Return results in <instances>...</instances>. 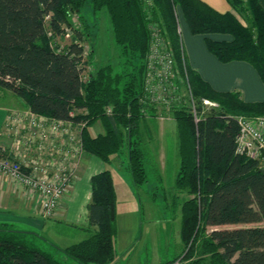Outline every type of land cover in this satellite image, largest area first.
<instances>
[{
	"label": "trees",
	"instance_id": "16d2710c",
	"mask_svg": "<svg viewBox=\"0 0 264 264\" xmlns=\"http://www.w3.org/2000/svg\"><path fill=\"white\" fill-rule=\"evenodd\" d=\"M0 0V87L20 98L29 110L55 121L85 123L87 154L110 165L127 156L134 184H149L141 103L145 95L147 57L156 27L174 51L180 78L201 103L220 104L196 123L186 108L174 111L180 169L175 189L192 197L181 206L183 254L160 264H264V167L237 152L236 116H264V102H245L241 93H221L204 81L187 57L180 12L193 36H204L207 50L221 63L247 62L264 84V9L261 0H227L247 22L220 13L202 0ZM96 17L106 10L123 62L102 65L85 82L82 42L94 40L86 8ZM77 17L83 26L73 28ZM72 36L64 51L50 45V34ZM224 34L231 41H215ZM94 50L90 58H93ZM199 111L202 106L199 104ZM111 108V113L108 109ZM101 122L105 133L89 129ZM88 236L67 248L30 228L0 223V264H115L118 258L117 192L106 170L91 179ZM158 188L152 189L157 202ZM163 201L167 203L164 195ZM168 205H163L168 210Z\"/></svg>",
	"mask_w": 264,
	"mask_h": 264
},
{
	"label": "built area",
	"instance_id": "2783aa9c",
	"mask_svg": "<svg viewBox=\"0 0 264 264\" xmlns=\"http://www.w3.org/2000/svg\"><path fill=\"white\" fill-rule=\"evenodd\" d=\"M153 31V44L147 57L145 95L141 99V103L148 104L149 109H143V113L149 116L151 108L156 111L154 115L157 119H164L166 111L173 113L186 108L195 122H200L203 116L219 108V104L202 99L200 112L198 100L194 99L190 89V97L185 100L174 51L160 30L155 27ZM70 36L68 31L67 37ZM108 113H111V108ZM235 118L240 126L237 152L263 163L264 116ZM85 126V123L75 125L55 121L30 110L12 111L7 117L4 130L9 146L0 148V174L9 176L29 192L39 195L42 198V215L46 219L57 215L63 197L78 177L86 154L82 140ZM78 130L77 135L74 131Z\"/></svg>",
	"mask_w": 264,
	"mask_h": 264
},
{
	"label": "crops",
	"instance_id": "0c3cea01",
	"mask_svg": "<svg viewBox=\"0 0 264 264\" xmlns=\"http://www.w3.org/2000/svg\"><path fill=\"white\" fill-rule=\"evenodd\" d=\"M220 13L231 12L238 16L239 14L231 7L227 0H202ZM261 6L264 9V0H261ZM180 12L182 34H184L183 42L185 45L187 57L190 66L197 70L202 79L208 82L211 87L221 93H241L242 99L245 102H264V84L257 70L247 62L234 61L230 63H221L214 55L206 48L204 36H193L189 26ZM243 23V22H242ZM209 37L215 41H231L230 35L212 34ZM10 92V91H9ZM13 96V93L10 92ZM17 100V105H1L0 104V143H8L9 140L5 135V126L9 113L18 109L29 110L26 104L20 99ZM21 106V107H20ZM17 108V109H15ZM97 124V125H96ZM94 129H89L90 134L96 137L104 134L105 130L101 122H97ZM143 139L147 144L151 154L156 157L157 168L160 170V175H166L167 165L169 163L168 151L172 146L177 144L175 151L176 157L179 156V138L177 125L174 120L158 121L156 117H148L143 123ZM175 150V146H173ZM117 156L112 158L113 160ZM81 163L80 173L75 180L73 186L63 197L59 212L52 219H46L42 215V198L39 195L29 192L20 183L12 180L9 176L0 174V223H12L23 228H30L38 231L46 239L50 235L55 225L53 222H65L67 227L73 232L80 234V241L88 236L89 231H96V227L89 226L88 206L92 200L91 179L106 170H109L113 176L115 189L117 192V211L118 221L121 216L122 203L128 200V208L130 201L135 200L134 187L128 179H122L114 168L104 163L98 157L85 154ZM180 160V157H179ZM120 163H118L119 165ZM120 166V165H119ZM264 167V165H262ZM136 186V185H135ZM137 187V186H136ZM135 208V205H134ZM130 213L128 212V215ZM117 221V223H118ZM71 230V235L72 234ZM78 241V242H80ZM76 242V243H78ZM74 243V244H76ZM71 246V245H69ZM65 246L63 248H67ZM61 247V246H60ZM127 247V246H125Z\"/></svg>",
	"mask_w": 264,
	"mask_h": 264
},
{
	"label": "rangeland",
	"instance_id": "374dc122",
	"mask_svg": "<svg viewBox=\"0 0 264 264\" xmlns=\"http://www.w3.org/2000/svg\"><path fill=\"white\" fill-rule=\"evenodd\" d=\"M146 2V5L152 3L148 0H146ZM85 16L92 27V34H96L95 37H93L94 40L91 39V41L86 40L82 42L85 56L81 68L83 69V81L86 82L90 75L102 65L112 63L118 69V67L122 65L123 59L114 41L111 22L106 10H103L95 17L92 14V9L88 7L85 10ZM238 18L245 25H248V22L241 15H238ZM72 21L74 29H83L81 21L77 17H74ZM182 38H184V34H182ZM49 39L51 47L57 51H64L72 44V36L61 39L50 34ZM93 50L94 56L90 58ZM179 82L185 95V100H188L190 97V88H188L187 84H185L182 79L180 80V78ZM10 95L12 94L8 90L0 87V104L17 105L19 101L11 99H13V96L18 100H20V98L14 94L13 96ZM194 99L196 98L194 97ZM197 103L200 104L198 101ZM219 108H221L220 104ZM219 108L216 109L218 110ZM18 110L22 112L26 111V109L22 107ZM164 115L165 118L158 119V121L164 122L174 120V112L166 111ZM95 126H93L91 130H93ZM77 132H79V130L76 132L74 131L76 134ZM2 146L9 145L8 143L1 142L0 148ZM173 146H175V150ZM173 146L171 144L168 151L169 163L167 165L166 175L162 177L152 157V155L154 157H156V155H154V153L151 154L147 144L144 143L143 147L147 155L146 169L149 184L141 188L136 187L134 184L132 175L128 170L127 156H117L112 162L114 168H117V172L120 174L119 176L122 179H128L135 189V200L130 201L131 205L129 208L127 206L128 200L121 202V216L117 224L118 234L116 238L118 258L115 264H160L173 260L183 254L185 248L180 237L181 206L192 196L186 191L181 192L175 189L174 182L180 169V160L179 156L176 157L175 155L177 144ZM83 160L84 159H82L81 163ZM118 163H120V166ZM262 164H264V162ZM79 173L80 170L78 171V175ZM155 186L158 188L157 202L152 200V189ZM164 195L167 197V203L163 201ZM165 204L169 206L168 210L163 209V205ZM128 212L130 213L129 215ZM51 223V225L55 226L47 237L52 238L49 240L56 245L65 247L80 241V234L73 232L71 228L67 227L65 222ZM71 230L73 235L70 233ZM67 263L77 264L72 260H67ZM176 264H180V261Z\"/></svg>",
	"mask_w": 264,
	"mask_h": 264
}]
</instances>
